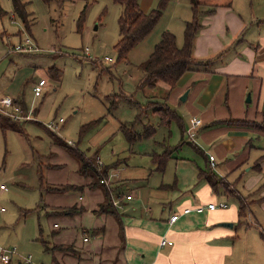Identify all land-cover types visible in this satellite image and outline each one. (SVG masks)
<instances>
[{"label":"crops","instance_id":"0c3cea01","mask_svg":"<svg viewBox=\"0 0 264 264\" xmlns=\"http://www.w3.org/2000/svg\"><path fill=\"white\" fill-rule=\"evenodd\" d=\"M158 1L139 0L140 9L149 12ZM193 1L207 4L205 9H214V13L202 15L203 27L195 39L194 57L214 61L186 72L167 102L182 118L186 135L190 136L179 150L184 146L190 150L169 160L172 167L174 163L175 172L167 181L165 173L154 170L153 166L154 169L145 168L147 178L141 179L135 173L131 178L108 185L120 198L121 206L115 213L99 211L108 201L105 189L89 188V178L81 175L86 182L74 183L65 182L63 177L60 183H54L83 189L79 201L69 190L58 193L59 198L52 196L51 203L42 207L46 215L58 208L81 209L73 215L64 213L54 217L65 226L57 236V244L72 247L52 250L47 245L46 251H51L57 264H264V228L253 216L255 213L251 212V222L245 220L240 225L237 202L222 191L214 192L208 181L199 177L200 169H211L219 178L236 182L238 188L245 180L244 189L251 190L249 197L264 184V132L215 124L232 119H263L264 0H169L159 23L178 20L181 30L175 31L171 24L157 30L158 23L140 45L150 35H154L156 45L168 29L182 46L185 23L193 15ZM178 34L182 37L178 38ZM187 89H190L187 100L181 101ZM164 90L167 92L169 87ZM210 156L214 157L213 163ZM258 162L260 168H256ZM120 165H112L117 167L113 177L120 176ZM154 174L162 177L152 181ZM136 176L140 179L136 180ZM259 194L262 196L256 198L257 204L264 206V190ZM127 195L133 198L127 200ZM229 199L235 204L206 208L202 213H183L186 208L206 207L210 203L228 204ZM174 214L179 218L170 223ZM246 217L247 214L242 218ZM222 222H232L233 226H222ZM54 227L60 226L54 223ZM78 227L81 229L75 230ZM163 240L173 244L163 245Z\"/></svg>","mask_w":264,"mask_h":264},{"label":"rangeland","instance_id":"374dc122","mask_svg":"<svg viewBox=\"0 0 264 264\" xmlns=\"http://www.w3.org/2000/svg\"><path fill=\"white\" fill-rule=\"evenodd\" d=\"M23 1L32 13L30 31L15 17L11 0H0L3 9L0 15V98L10 96L35 111L33 118L15 122L19 131L3 130L0 126V186L8 187L0 200V207L5 208L0 211V247L15 250L10 262L0 264H28V257L35 264H57L43 241L50 247L59 245L57 236L65 226L54 218L59 215L48 216L42 207L51 203L52 196L59 198L61 194H47L45 188L51 183H60L63 177L65 182H86L79 173L78 158L60 141L72 148L77 146L95 161L101 159L103 167L109 169L108 173L107 170L104 172L105 178L115 183L122 178H131L135 173L141 175V179L147 178L145 168L154 169L155 166L150 153L163 151L157 142H164V148H170L168 145L179 143L181 134L174 126L172 137L168 138V129L159 128L153 139L130 146L120 131V124L133 121L137 107L117 97L118 108L110 110L116 97L110 100L108 96L120 92L135 94L139 102L146 103L152 96H157L156 101L166 97L164 89L169 87L160 82L155 89L138 90L144 78L143 65L156 43L154 35L133 49L126 59L119 60L115 45L120 38L118 19L123 11L120 3L114 0ZM81 15L84 19L80 25ZM159 24L157 30L167 24L173 25L177 32L181 30L178 20L174 23L164 20ZM178 35V38L182 37ZM27 38L31 39L34 49L15 51L14 47ZM42 78L48 85L43 94L36 97L33 83ZM152 111H146L144 122L157 125L158 116ZM61 118L63 122L56 129L48 128L47 124ZM100 119V123L81 134L82 128H87L86 124ZM138 129L141 130V126ZM186 150L190 148L184 146L173 155H183ZM118 163L121 164V178L113 177L117 167L112 165ZM174 172V163L173 167L172 162L167 164L163 172L165 181L172 178ZM154 176L152 181L162 177L161 174ZM139 179L136 176V180ZM243 184L245 180L238 189L247 196L251 190H245ZM82 190L74 189L70 194L79 201ZM263 190L262 183L257 193L250 195L249 199L256 202L247 210V217L241 220L251 222L253 212L264 228V206L258 205L256 200ZM234 204L229 199L228 205ZM54 223L60 227L55 228Z\"/></svg>","mask_w":264,"mask_h":264},{"label":"trees","instance_id":"16d2710c","mask_svg":"<svg viewBox=\"0 0 264 264\" xmlns=\"http://www.w3.org/2000/svg\"><path fill=\"white\" fill-rule=\"evenodd\" d=\"M117 3H120L123 6V11L118 19L119 24V40L115 45V49L118 52V58L126 59L128 54L140 45L146 37L155 29L160 19L163 16V13L169 3V0H159L157 5L149 12H143L140 9L139 0H114ZM13 6V13L15 17L19 18L23 23L24 27L30 31L32 25V13L28 10V4L23 0H11ZM207 4L193 1L192 3V18L185 23L184 27V42L182 46H179L177 43L176 35L170 31L165 30L158 43L154 46V49L145 64L143 65L144 78L141 84L138 87V90L144 91L146 88L155 89L158 84L164 83L169 86L166 97L161 100H154L157 96H152L146 103H141L136 98V95H129L120 92V94H115L113 96H108L109 99H116L110 106V110H116L119 106L118 99L126 102H130L135 105L138 109V113L135 115L133 121L129 123H121L120 131L124 134L126 140L131 145L136 144L139 141L153 139L159 128L168 129V138L172 137V129L174 126L179 128L181 139L176 145H168L170 148H164V142H157L162 148L161 153L152 152L150 156L152 157L153 162L155 163L154 170L163 173L166 169V166L169 160L174 156L173 154L178 151L183 145L188 142V136L186 135L185 125L182 118L179 114L171 109L168 106V98L172 90L177 86L180 78L192 68L199 66H208L213 63L214 60H198L194 57L193 49L195 39L202 29V15H209L214 13L213 8L205 9ZM3 13V9L0 6V15ZM84 19L83 15L79 18V24ZM20 34V33H19ZM20 43H24L21 41ZM16 47V46H15ZM14 47V50H15ZM34 49V48H33ZM32 49V50H33ZM16 51V50H15ZM58 74V70L55 69ZM119 97V98H117ZM151 98V97H149ZM14 104L19 105L22 108L23 115L26 116L29 112V108L26 107L23 103L17 101L14 98ZM147 110H153L152 114L158 116V123L154 125L152 123L144 122V116H146ZM35 113V111H34ZM27 121L26 119H23ZM19 120V121H23ZM17 120H13L9 115L3 114L0 111V126L3 130L14 129L21 130L17 124ZM102 119L98 121L91 122L86 127H83L81 134L86 132L87 129H90L100 123ZM97 123V124H96ZM225 123L232 126H243L256 129L264 132V112L262 121H249L247 119H232L227 121H216L215 124ZM138 126H141V130L138 129ZM184 139H186L184 141ZM164 140H167L164 138ZM163 141V140H162ZM61 145L73 153L79 160V173L85 178L90 179L88 187L91 189L98 188L100 186L104 187L106 198L108 201L106 204H102L99 208L100 212H116V207L112 203L110 197L111 190L113 188L106 184L101 183V179L106 173V166L102 170L96 166L95 160L87 157L86 153L82 152L77 146L72 148L64 141H60ZM132 148V147H131ZM200 154H203L200 149L196 148ZM256 168H260V163L256 164ZM199 177L208 181L213 191L220 193L221 191L229 197H232L239 206L240 222L239 224H244V221L241 220L243 216H246V212L250 209L252 200L249 199V196L243 195L238 187L236 182H230L227 178H219L216 176L211 169L203 170L200 169ZM111 185V184H110ZM82 188V187H81ZM46 193H62L69 190L79 189L77 186L73 185H57L50 184L46 188ZM121 195V194H120ZM43 209V208H42ZM81 211V209L76 206L69 208H58L52 212H48V216L52 215H63L66 214H75L76 212ZM44 246L47 248V243L43 241ZM52 250L61 249L69 250L72 249L71 246L65 245H56L50 247Z\"/></svg>","mask_w":264,"mask_h":264},{"label":"built area","instance_id":"2783aa9c","mask_svg":"<svg viewBox=\"0 0 264 264\" xmlns=\"http://www.w3.org/2000/svg\"><path fill=\"white\" fill-rule=\"evenodd\" d=\"M33 48L34 47H33V43L31 41V39L27 38L24 41V43L18 44L15 47V50L19 51V52H30ZM105 59L110 61L109 57H106ZM47 85H48V82L44 78L36 81L34 83V86H33L34 95L36 97H40L43 94V91H44V89H45V87ZM0 111L3 114L9 115L13 120H17V121L23 120V119L28 120V119L33 118V112H34L33 109H29L28 114L26 116H24L21 106L15 105L14 104V98H12L10 96H3L2 98H0ZM62 122H63V119L61 118L57 122H55V121L50 122L49 124H47V126H48L49 129L54 130V129L57 128L59 123H62ZM195 122L199 123V120L196 119ZM210 161L212 163L214 162V157L213 156H210ZM95 162H96V166L99 168V170H102L103 169L102 168L103 167V163L101 162V159L98 158ZM108 178H109V176H108ZM101 183L109 185L111 182H110L109 179H106L105 176H103V178L101 179ZM7 190H8L7 186H5L3 184L0 186V200H1L2 193H4ZM110 195H111L112 203L114 204V206L116 208H120V206H121L120 198L118 196H115L113 191L110 192ZM132 198H133L132 195H127L126 196L127 200H131ZM227 206H228V204L225 203V202L210 203L206 207L199 206V207H197L195 209L186 208V209L183 210V213L184 214H189L192 211H196L197 213H202V212L205 211L206 208L207 209H216V208H226ZM0 211H5V208L4 207H0ZM178 218H179L178 214L172 215L171 218H170V223H174L176 220H178ZM162 244L163 245H165V244L171 245V244H173V242L170 241V240H163ZM13 255H15V250L14 249H7V248H4V247H0V262H3V263L10 262L12 257H13ZM26 262L28 264H35V263H33L31 261V257H28L26 259Z\"/></svg>","mask_w":264,"mask_h":264},{"label":"water","instance_id":"95a60500","mask_svg":"<svg viewBox=\"0 0 264 264\" xmlns=\"http://www.w3.org/2000/svg\"><path fill=\"white\" fill-rule=\"evenodd\" d=\"M189 91H190V89H187L183 94H182V96L180 97V100L181 101H186L187 100V97H188V94H189ZM250 101V100H249ZM222 226H228V227H232L233 226V224L232 223H228V222H222V223H220Z\"/></svg>","mask_w":264,"mask_h":264}]
</instances>
